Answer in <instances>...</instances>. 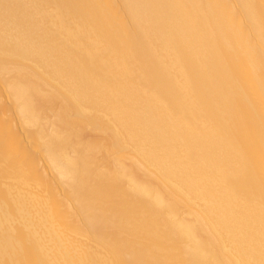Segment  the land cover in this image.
Instances as JSON below:
<instances>
[{
	"label": "bare ground",
	"instance_id": "obj_1",
	"mask_svg": "<svg viewBox=\"0 0 264 264\" xmlns=\"http://www.w3.org/2000/svg\"><path fill=\"white\" fill-rule=\"evenodd\" d=\"M0 264H264V0H0Z\"/></svg>",
	"mask_w": 264,
	"mask_h": 264
}]
</instances>
